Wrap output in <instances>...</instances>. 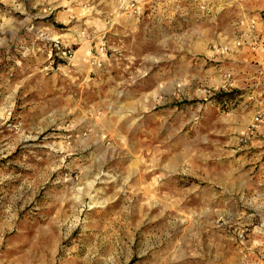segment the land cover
Instances as JSON below:
<instances>
[{
	"label": "rangeland",
	"instance_id": "374dc122",
	"mask_svg": "<svg viewBox=\"0 0 264 264\" xmlns=\"http://www.w3.org/2000/svg\"><path fill=\"white\" fill-rule=\"evenodd\" d=\"M252 19L0 0V264H264V49H224Z\"/></svg>",
	"mask_w": 264,
	"mask_h": 264
},
{
	"label": "built area",
	"instance_id": "2783aa9c",
	"mask_svg": "<svg viewBox=\"0 0 264 264\" xmlns=\"http://www.w3.org/2000/svg\"><path fill=\"white\" fill-rule=\"evenodd\" d=\"M264 23V20H261ZM255 19H252L246 27H243L239 30V34L235 36L233 39V43L229 44V46H225L224 49L228 48H241L249 45L255 49H264V34L262 30L257 29ZM264 67V64H263ZM229 79L231 74L226 75ZM264 137V99L260 100L259 107L256 111L251 115L249 122L246 124L243 132L240 136V142L243 145L252 144L256 138Z\"/></svg>",
	"mask_w": 264,
	"mask_h": 264
},
{
	"label": "trees",
	"instance_id": "16d2710c",
	"mask_svg": "<svg viewBox=\"0 0 264 264\" xmlns=\"http://www.w3.org/2000/svg\"><path fill=\"white\" fill-rule=\"evenodd\" d=\"M239 93H241V92H238V91H237V93H236V94H239Z\"/></svg>",
	"mask_w": 264,
	"mask_h": 264
},
{
	"label": "crops",
	"instance_id": "0c3cea01",
	"mask_svg": "<svg viewBox=\"0 0 264 264\" xmlns=\"http://www.w3.org/2000/svg\"><path fill=\"white\" fill-rule=\"evenodd\" d=\"M250 119V117L248 118V120Z\"/></svg>",
	"mask_w": 264,
	"mask_h": 264
}]
</instances>
